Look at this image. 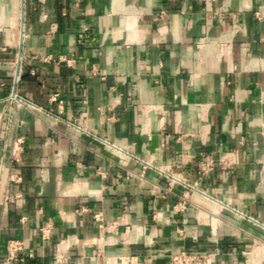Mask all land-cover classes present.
<instances>
[{"label":"crops","instance_id":"obj_1","mask_svg":"<svg viewBox=\"0 0 264 264\" xmlns=\"http://www.w3.org/2000/svg\"><path fill=\"white\" fill-rule=\"evenodd\" d=\"M0 187V264H264V0H0Z\"/></svg>","mask_w":264,"mask_h":264},{"label":"built area","instance_id":"obj_2","mask_svg":"<svg viewBox=\"0 0 264 264\" xmlns=\"http://www.w3.org/2000/svg\"><path fill=\"white\" fill-rule=\"evenodd\" d=\"M19 79L16 80L18 83ZM14 100L18 103H24V99L18 95H14ZM12 99V100H13ZM54 101H57V95L52 97ZM206 162L204 163V171H212L214 169L215 163L211 158H206ZM172 183H181L186 187V189L191 188L189 184L185 182L182 178L176 175H170ZM3 199L5 202L11 203L13 200L7 195V191L5 187H0V200ZM43 239L47 240L49 238V230L46 228L42 231ZM8 256L10 260H17L20 252L23 251V244L20 241L12 240L7 245ZM216 252H205V253H187L180 252L172 256L170 264H214L216 259ZM55 264H68V260L66 257L58 255L55 260Z\"/></svg>","mask_w":264,"mask_h":264}]
</instances>
